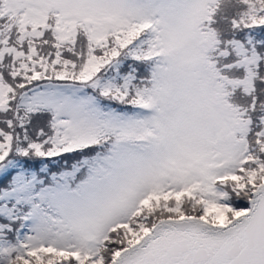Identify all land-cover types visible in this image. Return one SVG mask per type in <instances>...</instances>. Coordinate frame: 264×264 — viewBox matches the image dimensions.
Masks as SVG:
<instances>
[{
  "label": "snow or ice",
  "instance_id": "1",
  "mask_svg": "<svg viewBox=\"0 0 264 264\" xmlns=\"http://www.w3.org/2000/svg\"><path fill=\"white\" fill-rule=\"evenodd\" d=\"M0 264H264V0H0Z\"/></svg>",
  "mask_w": 264,
  "mask_h": 264
}]
</instances>
